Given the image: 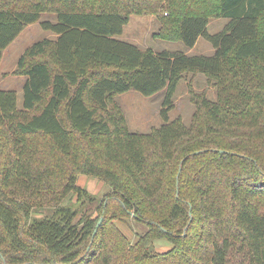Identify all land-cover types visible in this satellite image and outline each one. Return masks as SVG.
Returning a JSON list of instances; mask_svg holds the SVG:
<instances>
[{"label": "trees", "instance_id": "16d2710c", "mask_svg": "<svg viewBox=\"0 0 264 264\" xmlns=\"http://www.w3.org/2000/svg\"><path fill=\"white\" fill-rule=\"evenodd\" d=\"M41 13L56 37L18 59L21 108L0 89V264H264V0H0V59ZM132 14L213 53L117 38ZM186 73L216 88L214 100L189 88V125L167 115ZM130 89L164 90L162 124L129 130L115 95ZM81 174L109 187L103 226L61 204L89 196ZM120 216L144 226L134 242ZM156 238L172 246L153 250Z\"/></svg>", "mask_w": 264, "mask_h": 264}, {"label": "rangeland", "instance_id": "374dc122", "mask_svg": "<svg viewBox=\"0 0 264 264\" xmlns=\"http://www.w3.org/2000/svg\"><path fill=\"white\" fill-rule=\"evenodd\" d=\"M56 22V15L53 13H41L36 22L26 25L16 38L2 51L0 59V89H12L16 92L17 106H22V86L26 76L22 74L17 66L19 57L33 43L43 38L54 39L56 35L41 27L42 21ZM225 18H212L209 20L207 32L213 34L223 28L226 23ZM159 19L151 14H132L129 21L123 26L122 32L117 38L134 43L141 49L151 48L154 51H183L187 54H212L210 43L203 37H199L196 46L189 49L182 42L170 39L165 36ZM195 45V44H194ZM193 47V46H192ZM189 88L194 93L205 92L209 99L216 97V88L208 82L203 74L186 73L184 79L179 81L174 95L173 108L168 111V119L172 120L180 116L184 124L189 125L191 116L195 110L191 102ZM164 97V90H159L151 95H143L140 92L130 89L115 95V100L120 106L127 126L131 132H149L152 127H158L163 123L159 114ZM37 141V140H33ZM40 143V140H39ZM77 185L84 187L89 196L82 200L76 199L73 192L69 193L62 201V205H67L76 211V217L83 219L90 217L96 219V224L102 226L108 217L102 204L106 202L104 195L109 187L95 176L81 174L77 177ZM103 201V203H102ZM41 215V213H38ZM123 221L114 220L119 229L134 242L137 238L136 232H141L144 226L136 223L133 219L120 216ZM129 241V242H130ZM130 242V243H131ZM172 246L171 242L164 238H156L149 243L153 250L164 251Z\"/></svg>", "mask_w": 264, "mask_h": 264}, {"label": "crops", "instance_id": "0c3cea01", "mask_svg": "<svg viewBox=\"0 0 264 264\" xmlns=\"http://www.w3.org/2000/svg\"><path fill=\"white\" fill-rule=\"evenodd\" d=\"M209 25V23L207 24V26ZM198 40H199V38L196 40V42H195V45H193V47H191V48H189V49H193L195 46H196V43L198 42ZM211 46V45H210ZM211 51H213V48H212V50ZM185 53H187V52H185Z\"/></svg>", "mask_w": 264, "mask_h": 264}, {"label": "water", "instance_id": "95a60500", "mask_svg": "<svg viewBox=\"0 0 264 264\" xmlns=\"http://www.w3.org/2000/svg\"><path fill=\"white\" fill-rule=\"evenodd\" d=\"M99 223H100V221H98V223H97L96 227L99 225Z\"/></svg>", "mask_w": 264, "mask_h": 264}]
</instances>
